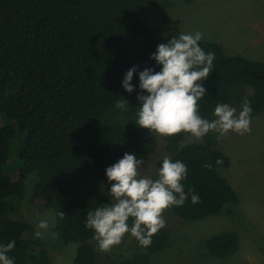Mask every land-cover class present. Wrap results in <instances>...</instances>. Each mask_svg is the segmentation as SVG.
Returning a JSON list of instances; mask_svg holds the SVG:
<instances>
[{"label":"trees","instance_id":"16d2710c","mask_svg":"<svg viewBox=\"0 0 264 264\" xmlns=\"http://www.w3.org/2000/svg\"><path fill=\"white\" fill-rule=\"evenodd\" d=\"M159 1L0 0V243L15 240L9 253L15 264H51L47 247L34 235L36 225L12 217L26 196L30 174L36 176L33 200L56 215L51 239L58 245L77 243L72 264L97 263V243L85 221L89 210L110 200L106 167L126 152L145 158L158 145L159 135L132 121L138 73L132 93L121 82L132 66L159 70L150 56L169 29ZM199 43L215 53L214 69L204 82L206 96L198 101L200 115L213 119L217 103L239 102L240 110L245 100L251 118L264 113V59L231 54L210 40ZM121 95L129 100L127 111L114 106ZM187 134L159 136L172 158L187 165L185 191L200 195L198 204L189 198L172 209L188 220L231 214L240 197L222 174L231 158L218 134L185 143ZM169 240L162 228L147 251L119 264H149L150 253ZM205 247L212 256L227 258L239 250L240 238L235 231H222L208 237Z\"/></svg>","mask_w":264,"mask_h":264},{"label":"rangeland","instance_id":"374dc122","mask_svg":"<svg viewBox=\"0 0 264 264\" xmlns=\"http://www.w3.org/2000/svg\"><path fill=\"white\" fill-rule=\"evenodd\" d=\"M159 3L169 20V29L160 43L167 42L180 29L184 32L200 31L203 39L221 43L231 54L264 59V0H160ZM233 107L239 111L240 103L236 102ZM250 126L249 133L230 132L220 138L221 149L231 158L230 166L223 168L222 174L240 197L233 212L188 220L176 214L172 207L165 209L164 228L169 231L170 240L162 250L150 253L149 264H264V113L251 118ZM157 138L155 152L144 158L141 175L155 178L161 158L172 157L166 142L159 136ZM200 139L187 134L184 142ZM13 145L12 150L16 143ZM10 166L14 175H18L19 164L15 155L10 159ZM35 180V175L27 176L26 196L18 203L12 217L31 221L36 227L41 220H46L49 227L39 231L51 264H72L77 243L58 245L55 239H51L56 215L53 209L33 200ZM109 186L107 182V191ZM227 230L239 235V250L227 258L212 256L205 247L207 238ZM145 251L136 238L125 235L110 251L98 250L96 264H119Z\"/></svg>","mask_w":264,"mask_h":264},{"label":"clouds","instance_id":"9594fccd","mask_svg":"<svg viewBox=\"0 0 264 264\" xmlns=\"http://www.w3.org/2000/svg\"><path fill=\"white\" fill-rule=\"evenodd\" d=\"M202 39L200 31L180 29L151 53L150 58L159 66L158 71L154 67L138 71V66H132L124 73L121 83L128 93L137 88L132 81L134 73H138L140 91L132 119L138 126L159 136L170 137L184 132L196 139L209 132L217 133L220 139L230 132L244 135L251 131L252 108L247 100L239 111L221 102L212 111L213 119L200 115L198 101L206 96L204 82L214 69L215 59L214 52H206L201 47ZM114 106L127 111L129 100L122 96ZM159 162L155 178L141 175L145 160L134 153L126 152L106 167L110 200L89 210L85 221V227L93 231L99 251H110L125 235L136 238L140 246L148 247L153 235L166 226L165 209L183 206L189 198L192 204L200 202L199 193L192 189L185 191L183 181L187 179L188 168L183 161L163 156ZM216 163L222 161L218 159ZM48 227V222L41 220L34 235L39 237V229ZM15 243V240L0 243V264H15V258L9 255Z\"/></svg>","mask_w":264,"mask_h":264}]
</instances>
